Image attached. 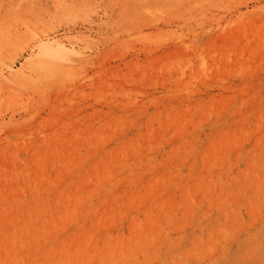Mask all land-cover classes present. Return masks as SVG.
<instances>
[{
  "label": "rangeland",
  "instance_id": "374dc122",
  "mask_svg": "<svg viewBox=\"0 0 264 264\" xmlns=\"http://www.w3.org/2000/svg\"><path fill=\"white\" fill-rule=\"evenodd\" d=\"M0 264H264V0H0Z\"/></svg>",
  "mask_w": 264,
  "mask_h": 264
}]
</instances>
